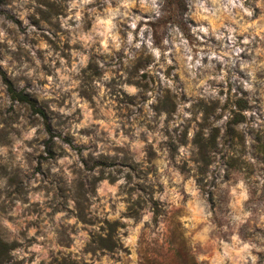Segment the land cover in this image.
<instances>
[{
    "label": "rangeland",
    "instance_id": "rangeland-1",
    "mask_svg": "<svg viewBox=\"0 0 264 264\" xmlns=\"http://www.w3.org/2000/svg\"><path fill=\"white\" fill-rule=\"evenodd\" d=\"M153 2L0 0V264H264V0Z\"/></svg>",
    "mask_w": 264,
    "mask_h": 264
},
{
    "label": "trees",
    "instance_id": "trees-1",
    "mask_svg": "<svg viewBox=\"0 0 264 264\" xmlns=\"http://www.w3.org/2000/svg\"><path fill=\"white\" fill-rule=\"evenodd\" d=\"M1 74L3 78V82L6 85L7 92L12 97L17 98L18 100H21V101H27V102L31 101V97L28 94L24 93L23 90H16L14 83L10 81V79L7 77L5 73L2 72ZM43 116H45L44 113H43Z\"/></svg>",
    "mask_w": 264,
    "mask_h": 264
},
{
    "label": "clouds",
    "instance_id": "clouds-1",
    "mask_svg": "<svg viewBox=\"0 0 264 264\" xmlns=\"http://www.w3.org/2000/svg\"><path fill=\"white\" fill-rule=\"evenodd\" d=\"M161 3H162V0H161ZM152 8L153 9H155V11H156V16H161L162 15V13H161V11H160V6L159 5H157V3H155V0H154V2H153V4H152ZM117 13H113V15H116ZM128 43H131V37H129V39H128ZM165 43H167V41H165ZM115 47H119V44H116V45H114ZM137 47H138V45H137ZM208 67H214L213 65H208ZM222 78V77H221ZM128 91H130V92H134V91H136V89H128ZM181 111H183V108H181ZM185 115H187V113H185Z\"/></svg>",
    "mask_w": 264,
    "mask_h": 264
}]
</instances>
